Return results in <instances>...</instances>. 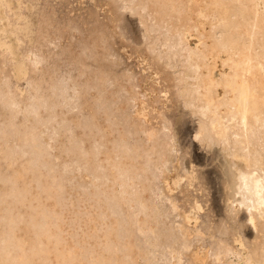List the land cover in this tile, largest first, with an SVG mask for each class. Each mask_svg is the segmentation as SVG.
Here are the masks:
<instances>
[{
	"label": "bare ground",
	"instance_id": "obj_1",
	"mask_svg": "<svg viewBox=\"0 0 264 264\" xmlns=\"http://www.w3.org/2000/svg\"><path fill=\"white\" fill-rule=\"evenodd\" d=\"M0 264H264V0H0Z\"/></svg>",
	"mask_w": 264,
	"mask_h": 264
},
{
	"label": "rangeland",
	"instance_id": "obj_2",
	"mask_svg": "<svg viewBox=\"0 0 264 264\" xmlns=\"http://www.w3.org/2000/svg\"><path fill=\"white\" fill-rule=\"evenodd\" d=\"M199 152V151H198Z\"/></svg>",
	"mask_w": 264,
	"mask_h": 264
}]
</instances>
